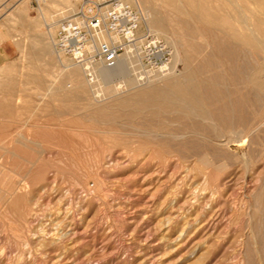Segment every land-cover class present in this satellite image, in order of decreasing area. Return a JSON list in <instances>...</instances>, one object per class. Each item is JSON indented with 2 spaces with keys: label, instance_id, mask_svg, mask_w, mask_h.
I'll list each match as a JSON object with an SVG mask.
<instances>
[{
  "label": "rangeland",
  "instance_id": "1",
  "mask_svg": "<svg viewBox=\"0 0 264 264\" xmlns=\"http://www.w3.org/2000/svg\"><path fill=\"white\" fill-rule=\"evenodd\" d=\"M19 1L27 2L22 21L10 16ZM198 1L193 0V5L199 4ZM210 1L203 2L207 8L204 12L217 16L214 22H201L191 15L193 25L201 34L193 38V47L208 43L209 48L199 53L193 51L197 58L193 57L189 68L193 74L197 73L194 80L210 75L219 85L214 92L204 93L208 98L201 99V110L207 112L205 118L218 121L224 117L222 103H228L233 118L240 119L242 124L244 121L249 126L259 123L251 135L228 134L219 138L218 147L214 144L210 147L206 142L204 128L208 124L201 121L203 117L193 115L196 122L190 123L184 117L162 111L158 105L150 106L143 98H135L129 105L112 106L111 110L117 111L111 116L115 120L100 121L88 109L107 102L117 83L115 79L101 84L100 97L87 85L86 96H69L62 102H51L44 97L45 87L38 91L32 80V76L40 73L44 61L33 48L30 38L35 34L29 19L37 18L42 4L38 0H0V51L8 52L0 60V86L10 87L0 91V264H264L261 262L264 242H259L262 237L259 235L264 233V193L259 199L263 203L254 201L256 194L264 189V59L261 57L264 54L251 53L237 40L245 26H251V16L260 13L254 9L253 0H233L231 8L223 0H220L222 6L220 1H211V4ZM247 17L251 18L247 20ZM228 28L242 31L235 32L233 37ZM63 59L65 64H71ZM176 67L178 71L184 69L182 63ZM201 71L203 75L199 74ZM216 73L217 80L213 79ZM257 96L259 102H256ZM3 99L9 105L5 106ZM63 102H70L77 109H66ZM91 102L97 103L93 106ZM132 103L139 104L141 113L126 115L132 110ZM234 104L237 105L234 107ZM151 111H157L159 117ZM57 120L56 124L48 125ZM172 130L183 134L191 131L193 136L185 135V140L164 136ZM120 136L129 140L122 139L123 143ZM139 143H144L145 149ZM191 144L196 147L187 149ZM130 152L137 154L136 158ZM68 154L70 157L66 159ZM76 155L84 161L76 160Z\"/></svg>",
  "mask_w": 264,
  "mask_h": 264
},
{
  "label": "bare ground",
  "instance_id": "2",
  "mask_svg": "<svg viewBox=\"0 0 264 264\" xmlns=\"http://www.w3.org/2000/svg\"><path fill=\"white\" fill-rule=\"evenodd\" d=\"M42 6L39 7V11H38V15L37 18H33V19H29V23H30V29L34 32L33 34H35L32 38H30L32 41V45L33 48L35 50V53H37L39 56H41L42 60L44 61L43 64H41V59L39 58V56L37 55L36 57H38L40 59V64L42 65V68L40 70V73L36 76H32V80L33 83L35 84V86L37 87V90L40 89L41 87H45V92L46 94H44V97L47 96L48 99L51 102L54 101H60L62 102V100H65V98H69V96H75V98H81L84 95L86 96L85 92L86 89H88L86 86L88 85L89 88H92V92L95 93V96L100 97L102 95V83L103 84H108V81H110L111 79H115L117 80V83L114 87V89H110V91L112 92L111 95L107 98V102L104 103L103 106L100 107H95V108H89L88 110L90 112H92L93 115H96L100 121H108L110 120V118H112L111 116L113 115V113H117L116 110H114V112L111 110V107H119V106H125V105H129V102L133 101L135 98H143L145 99L148 104L150 106H154V105H158L160 106L162 111H169L170 113L177 115L179 117H183L188 119L187 121H193V115H198L200 117H203V119H201V121H205L206 127L204 128L206 131V142L209 144H214L216 145L215 147H218L217 145L220 143L219 138L221 139V137H224L228 134H233V135H251L253 132H255L256 129H258L259 123L256 122L257 124L255 126H250L246 123V121H242L244 125L241 123L240 119H235L233 118L232 112L230 111L229 108V104L228 103H222L223 105V114L224 117H220V114L217 113V115L219 114V117L221 120L218 119V121L214 120V119H210V118H205L206 116V111H202L201 107V99H203L204 97H206V95H208L210 92H214V90H216V88H218V83L215 81H213L210 77V75L208 74V72L206 73L209 76H204L202 78V80H194V75L193 71L190 70L189 68V64L191 63L193 57L195 59V57L197 58V56H194L193 51H199L202 50L205 51L207 49V47L209 46L208 43H205V45H203L204 47H193V38L194 37H199L201 36L200 32L198 31L197 27H195L193 25V20L191 15L193 16V18L195 20H199V21H206V22H214L215 17L217 19V16H213L210 15L209 13H205L204 11L207 9L206 6L203 4V2L205 3L206 0H197L198 2H200L199 4H195L193 5V0H133V2L139 7V9L142 12L143 15V20L141 22V28L148 30L149 32L154 33L156 36H158L159 38L163 39L172 49V59H171V64L169 67V71L165 74H157L154 76H149L148 78L141 80L137 74H134L131 71H134L133 69H130V66H128L129 64V60L127 59V57H124L122 60L119 61V63L113 67V68H98L96 71V75H97V84L96 85H91L89 84V82L86 80L84 73L82 71V69L74 64H65L66 61L63 59V56L58 55L54 49H53V43H52V39H53V35H54V29L57 27L58 22L60 21L61 18L65 17L66 15L70 14L71 12H73L76 9V3L73 0H51V1H47V0H38ZM214 2H218L220 0H211ZM210 1V4H211ZM225 1V3L230 7L233 5V0H223ZM222 1V2H223ZM236 1V0H235ZM251 1V0H250ZM208 2V1H207ZM241 2V1H240ZM249 2V1H248ZM26 1H19L18 5L16 7H14L13 12L10 16H12L13 19L17 20V21H22L25 18V11H26ZM221 4V1L219 2ZM236 3V2H235ZM245 3V2H244ZM247 3V2H246ZM251 3V2H249ZM247 3V5L249 4ZM253 3L255 4L254 9H258L259 11V15L255 16V14H253L251 16L252 19H250L249 17L245 18L247 20H252V24H250L251 26H245V28L243 29L244 32H241L239 26V30L238 29H231L228 28L231 31V35L234 37L235 32L236 34H239L238 31H240L241 35L238 36L237 40L240 41V43L242 44V46L245 47V49L249 48L251 50V53H261L264 54V0H253ZM252 3V4H253ZM207 5V4H206ZM224 5V4H223ZM216 6V5H215ZM222 6V4H221ZM220 6V7H221ZM240 6V5H239ZM244 6V5H243ZM249 7H251L249 5ZM253 7V6H252ZM213 8V7H212ZM218 9H220L217 6ZM216 8V9H217ZM231 8V7H230ZM237 9V7H236ZM251 9V8H249ZM215 10V9H214ZM225 10V8H224ZM236 10H234L233 12H235ZM253 11V10H252ZM222 12V11H221ZM239 12V11H238ZM246 12V11H245ZM251 12V11H248ZM247 12V13H248ZM10 13V12H9ZM226 13V12H225ZM219 14V13H218ZM228 14V13H227ZM231 13H229L230 15ZM243 14V13H242ZM246 14V13H245ZM258 14V13H257ZM9 15V14H8ZM236 14H234L235 16ZM247 15V14H246ZM232 16V15H230ZM237 16H240L237 14ZM244 16V15H242ZM248 16V15H247ZM219 17H222L219 16ZM242 18V17H241ZM231 19V18H230ZM235 19V18H234ZM7 20H9V18H7ZM233 20V19H232ZM242 20V19H241ZM246 20V21H247ZM234 21V20H233ZM235 22V21H234ZM238 22L240 23V21L238 20ZM244 22V19H243ZM250 22V21H249ZM205 23V22H204ZM236 23V22H235ZM248 23V21H247ZM237 24V23H236ZM245 24V23H244ZM204 25V24H203ZM224 25V24H223ZM197 26V25H196ZM225 26V25H224ZM205 27V26H204ZM213 27V26H212ZM227 27V26H226ZM243 27V26H242ZM43 28L45 31H41L40 29ZM215 28V27H213ZM201 29H203L201 27ZM220 29V28H217ZM31 31V32H32ZM206 31V30H205ZM211 31V30H210ZM213 31V30H212ZM211 31V32H212ZM222 31V30H221ZM224 31V29H223ZM222 31V32H223ZM209 32V34L211 33ZM194 34V35H193ZM32 35V34H31ZM197 35V36H195ZM211 35V34H210ZM29 36V35H28ZM203 36V35H202ZM206 36V35H205ZM228 36V35H227ZM226 36V38H227ZM217 37V36H216ZM29 38V37H28ZM210 39V38H209ZM219 40V39H218ZM225 40V39H224ZM196 41V40H195ZM213 41V40H212ZM211 41V42H212ZM232 41V40H231ZM234 42V41H233ZM238 42V41H235ZM203 43V41H202ZM225 43V42H224ZM227 43V42H226ZM232 43V42H231ZM239 43V42H238ZM202 45V44H200ZM215 45V44H214ZM212 45V46H214ZM220 45V44H218ZM222 45V43H221ZM220 45V46H221ZM227 45V44H226ZM229 45V44H228ZM239 45V44H238ZM31 46V45H30ZM211 46V47H212ZM223 46V45H222ZM221 46V47H222ZM235 46V45H234ZM210 49L212 50L213 48ZM224 47V46H223ZM226 47V46H225ZM230 47V46H229ZM247 47V48H246ZM31 48V47H30ZM209 48V47H208ZM237 48V47H236ZM241 48V47H239ZM209 49L210 52H212ZM230 49L232 50V48L230 47ZM229 49V50H230ZM238 49V48H237ZM236 49V50H237ZM32 50V49H31ZM219 50V49H218ZM221 50V51H220ZM219 51L222 52V49H220ZM224 50V49H223ZM227 50V49H226ZM208 51V52H209ZM214 51V50H213ZM240 51V49H239ZM242 51V48H241ZM207 52V51H206ZM205 52V54H206ZM216 52V51H214ZM228 52V51H227ZM232 52V51H231ZM250 52V51H249ZM248 52V53H249ZM34 53V52H33ZM34 53V55H35ZM213 53V52H212ZM225 53V52H223ZM233 53V52H232ZM215 54V53H214ZM230 54V53H229ZM236 54V53H234ZM200 55V54H199ZM208 55V54H207ZM210 55V53H209ZM227 55V54H225ZM231 55V54H230ZM229 55V56H230ZM250 55V53H249ZM252 58H254V54H251ZM203 56V55H202ZM211 56V55H210ZM214 56V55H212ZM235 56V55H233ZM199 57V56H198ZM205 57V56H204ZM208 57V56H207ZM228 57V56H227ZM263 59V55L261 56ZM209 58V57H208ZM208 58H204V60L207 59V61L209 62ZM232 58V56L230 57ZM261 58V59H262ZM202 59V58H201ZM38 60V59H36ZM199 60V59H198ZM210 60H213L212 58ZM196 61V60H195ZM201 61V60H200ZM206 61V62H207ZM199 62V61H198ZM211 62V61H210ZM236 62V61H235ZM178 63H182L184 65V69L183 71H178L176 65ZM196 63V62H195ZM38 64V63H37ZM194 64V63H193ZM200 64V62H199ZM202 64V63H201ZM208 64V63H207ZM213 64V63H212ZM243 64V63H242ZM245 64V63H244ZM230 65V64H229ZM39 66V65H38ZM202 66V65H201ZM201 66L198 67L201 70ZM212 66V65H211ZM215 66V65H213ZM242 66V65H241ZM244 66V65H243ZM196 67V66H195ZM204 67V66H203ZM208 67V65L206 66V68ZM231 67V66H230ZM192 68V67H191ZM197 68V67H196ZM205 68V69H206ZM198 69V70H199ZM203 69V68H202ZM223 69V68H222ZM205 71V70H204ZM220 71V70H219ZM197 72V71H196ZM212 72V71H209ZM234 72V71H231ZM246 71H244L243 73H245ZM132 73V77H129ZM205 73V72H204ZM218 73V72H217ZM216 73V74H217ZM235 73V72H234ZM242 73V75H243ZM249 73V72H248ZM199 74L203 75V72H199ZM215 74V73H213ZM237 74V73H236ZM241 74V72H240ZM250 74V73H249ZM227 75V74H226ZM84 76V77H83ZM238 76V75H236ZM29 77V75H28ZM197 77V76H196ZM218 74L217 76H214L213 79L217 80L218 78ZM221 77V76H220ZM226 77V76H225ZM235 77V76H234ZM245 77V76H244ZM247 77V76H246ZM84 78V80H83ZM124 79L123 81L120 79ZM207 78V79H206ZM228 78V77H227ZM226 78V79H227ZM241 78V77H240ZM243 78V77H242ZM233 79V78H232ZM235 79V78H234ZM248 79V77H247ZM246 79V80H247ZM11 80V79H10ZM28 80V79H27ZM228 80V79H227ZM237 81V78L235 79ZM213 81V82H212ZM230 81V80H229ZM228 81V82H229ZM234 81V80H231ZM244 81V79H243ZM241 80V82H243ZM27 82V81H26ZM48 82V84H47ZM245 82V81H244ZM7 83V82H6ZM10 83V82H9ZM17 83V82H16ZM46 83V84H45ZM232 83V82H231ZM234 83V82H233ZM13 84V83H12ZM68 85V87H66V85ZM237 84V83H235ZM24 85V84H23ZM22 85V86H23ZM229 85V84H228ZM231 86V85H230ZM241 86H243V84L241 83ZM248 86V85H247ZM251 86V85H250ZM253 86V85H252ZM15 87V85H14ZM94 87H96L95 89H93ZM229 87V86H228ZM233 87V86H232ZM236 87V86H234ZM244 87V86H243ZM249 87V86H248ZM254 87V86H253ZM16 88V87H15ZM108 88V87H107ZM226 88V87H225ZM240 88V87H239ZM250 88V87H249ZM248 88V89H249ZM10 89L9 86L5 85V86H0V91H4V90H8ZM44 89V88H43ZM42 89V91H43ZM233 89V88H232ZM246 89V88H245ZM250 89H253L252 87ZM256 89V88H255ZM35 90V89H34ZM218 90V89H217ZM227 90V89H226ZM229 93H230V89ZM227 90V92H228ZM240 90V89H239ZM259 92L261 93L260 89H258ZM39 91V90H38ZM37 91V93H38ZM234 91V89H233ZM232 91V93H233ZM245 91V90H244ZM251 91V90H250ZM257 91V90H256ZM254 91L253 94L256 92ZM205 92H209L208 94H206ZM216 92V91H215ZM220 92V91H219ZM235 92V91H234ZM40 93V92H39ZM206 95H205V94ZM236 93V92H235ZM258 93V92H257ZM256 93V94H257ZM228 93H226L227 95ZM231 94V93H230ZM243 94V93H241ZM239 94V95H241ZM42 95V94H41ZM245 95V94H244ZM244 95H242L244 97ZM255 95V94H254ZM253 95V96H254ZM259 95V94H258ZM264 95V94H263ZM88 96V95H87ZM211 97V94L209 95ZM232 96V95H231ZM247 96V94H246ZM245 96V97H246ZM260 96V95H259ZM257 96V100L259 102L260 97ZM229 97V96H228ZM237 97V96H236ZM241 97V96H240ZM238 97V98H240ZM252 97V95H251ZM256 97V96H255ZM259 97V99H258ZM40 98V97H39ZM43 98V96H42ZM74 99V97H72ZM71 98V99H72ZM94 98V97H93ZM208 98V96L206 97V99ZM247 98V97H246ZM254 98V97H253ZM252 98V99H253ZM44 99V98H43ZM210 99V98H209ZM214 99V98H213ZM229 99V98H228ZM231 99V98H230ZM250 99V98H249ZM256 99V98H255ZM4 100V99H3ZM70 99H67V101ZM81 100V99H79ZM212 98L210 99V103H211ZM220 100V99H218ZM239 100V99H238ZM238 100L236 102H238ZM247 100V99H246ZM227 101V100H226ZM231 101V100H230ZM234 103L235 100H233ZM255 101V100H254ZM5 106L9 105V102H7V100L3 101ZM90 102V101H89ZM94 102V101H93ZM214 102V101H213ZM225 102V101H224ZM59 103V102H58ZM70 103V102H69ZM64 104L65 108L67 109V107L71 110H76L77 107L73 104ZM72 103V102H71ZM97 103V102H95ZM95 103L93 106H95ZM205 103V102H202ZM207 103H209L207 101ZM220 103V104H221ZM233 103V102H232ZM90 104V105H91ZM219 104V103H218ZM219 104V105H220ZM16 105V104H15ZM32 105V104H31ZM55 105V104H54ZM59 105V104H58ZM89 105V106H90ZM91 105V106H92ZM210 105V104H209ZM234 104L233 106L235 107ZM239 105V104H238ZM244 105V104H243ZM38 106V105H37ZM36 106V107H37ZM61 106V105H60ZM132 107V110L130 112H126V115H136L138 113H141L140 110H138L139 104L136 103H132L130 105ZM156 106V107H158ZM242 106V105H241ZM251 106V105H250ZM34 107V106H33ZM112 107V108H114ZM217 107V106H216ZM215 107V108H216ZM237 107V106H236ZM239 107V106H238ZM258 107V106H257ZM122 108V107H121ZM240 108V107H239ZM14 109V108H13ZM28 109V108H27ZM130 109V108H129ZM209 109V108H207ZM221 108L219 107L218 110H220ZM258 109V108H257ZM36 110V109H35ZM87 110V111H88ZM236 110V109H235ZM233 112H236V111ZM239 110V109H238ZM34 111V109H33ZM32 111V112H33ZM251 111V110H250ZM261 111V109H260ZM258 111L257 114H260ZM54 112V111H53ZM52 112V114H53ZM157 112V111H156ZM155 111H151L150 113L154 114L156 113ZM161 112V111H160ZM253 112V111H252ZM159 113V110H158ZM157 114V117L158 116ZM213 114V112H211ZM254 113V112H253ZM252 113V114H253ZM256 113V112H255ZM58 114V113H57ZM89 114V113H86ZM91 114V115H92ZM238 114V113H237ZM240 114V113H239ZM251 114V113H250ZM256 114V115H257ZM262 114V113H261ZM50 115V114H49ZM161 115V114H160ZM163 115V114H162ZM171 115V114H170ZM174 115H173V119H174ZM210 116V114H207ZM27 116V115H26ZM52 116V115H51ZM61 116V115H60ZM169 117V115H167ZM172 116V115H171ZM213 115H211L212 118ZM235 117L236 114L234 115ZM254 116V115H253ZM54 117V116H53ZM154 117V116H153ZM214 117V116H213ZM217 117V116H216ZM77 118V116H76ZM78 118H80L78 116ZM196 118V117H195ZM215 118V117H214ZM254 118V117H253ZM260 118V117H259ZM264 118V115H263ZM28 119V118H27ZM53 119V118H51ZM115 120V118H112ZM159 119V118H158ZM181 119V118H180ZM186 119H184V121H186ZM256 119V118H255ZM262 119V118H260ZM259 119V120H260ZM132 120V119H131ZM169 120H172V118ZM179 120L176 119L174 120L175 122ZM242 120V119H241ZM258 120V118H257ZM258 120V121H259ZM117 121V120H116ZM136 120H134L135 122ZM161 121V119H160ZM182 121V120H181ZM58 122V120L55 123H48V125L50 124H56ZM131 122V121H130ZM140 122V121H139ZM145 122V121H144ZM165 122V121H164ZM163 122V123H164ZM179 122V121H178ZM177 122V123H178ZM183 122V121H182ZM196 122V120H195ZM194 122V123H195ZM262 122V121H261ZM87 123V122H86ZM122 123V122H121ZM137 123V121H136ZM158 123V122H157ZM161 123V122H159ZM167 123V122H166ZM176 123V127H178ZM181 123V122H180ZM198 123V122H197ZM60 124V123H59ZM92 124V123H90ZM131 124V123H130ZM133 124V123H132ZM138 124V123H137ZM144 124V123H143ZM148 124V123H147ZM179 124V123H178ZM186 124V122H185ZM189 124V122H188ZM99 125V124H98ZM102 125V124H101ZM129 125V124H128ZM142 125V123L140 124ZM145 125V124H144ZM150 125V124H149ZM157 125V124H156ZM171 125H175L172 124ZM240 125H242L240 127ZM67 126V125H66ZM88 126H90L88 124ZM96 126V125H95ZM126 126V125H125ZM130 126V125H129ZM136 126V124H135ZM138 126V125H137ZM148 126V125H147ZM154 126V125H153ZM159 126V125H158ZM161 126H164L163 124ZM195 126V125H194ZM261 126V125H260ZM110 127V126H109ZM140 127V126H139ZM143 127V126H142ZM169 128H171V126H168ZM179 127H183V126H179ZM187 127V126H186ZM196 127H199V124H197ZM42 128V127H41ZM82 128V127H81ZM92 128H95L94 126ZM135 128V127H134ZM145 128V127H144ZM160 129H162L161 127H159ZM168 128V129H169ZM175 128V127H172ZM38 129V128H37ZM71 129V128H70ZM68 129V130H70ZM72 129H76V128H72ZM86 129V128H85ZM103 129V128H102ZM118 129V128H117ZM153 129V128H152ZM199 129V128H196ZM82 130V129H81ZM87 130V129H86ZM92 129H90L89 131H91ZM97 130V129H96ZM95 130V131H96ZM137 131V127L134 129ZM145 130V129H144ZM149 130V129H148ZM163 130V129H162ZM175 130V129H174ZM177 130V129H176ZM183 130V129H181ZM63 131V130H62ZM72 131V130H71ZM94 131V130H93ZM104 131V130H103ZM108 131L110 132L111 130L108 129ZM119 131V130H118ZM165 131V130H164ZM167 131V129H166ZM189 131V130H187ZM194 131V130H193ZM198 133L199 131L196 130ZM65 132V131H63ZM74 132V131H73ZM101 132V131H100ZM105 132V131H104ZM108 132V133H109ZM112 132H114L112 130ZM143 132V131H142ZM171 132V131H170ZM191 132V131H190ZM183 134V133H179V132H172L168 133V134H164L165 137H167L168 139L171 140H175V139H184L185 135H192L193 133L190 134ZM200 132L202 133L203 131L200 130ZM99 134V132H97ZM106 131V134H108ZM140 133V132H138ZM195 133V132H194ZM198 133H196V137H198ZM200 133V134H201ZM113 134V133H112ZM119 134V133H116ZM124 134V133H123ZM131 134V133H130ZM204 134V133H202ZM37 135V134H36ZM73 135V134H72ZM94 135V134H92ZM120 135L122 136V134L120 133ZM258 135V133H257ZM78 137H80L79 135H77ZM120 136V137H121ZM101 137V136H100ZM112 139L114 138L113 136ZM116 137V135H115ZM119 137V135H118ZM195 137V138H196ZM201 137V136H200ZM204 137V138H205ZM82 138V137H81ZM102 138V137H101ZM109 138V137H108ZM127 138V137H126ZM124 137H121V140L123 139L124 141L129 140V138L126 139ZM141 138V137H139ZM191 137H189V140ZM103 139V138H102ZM115 139V138H114ZM113 139V140H114ZM119 141V138H117ZM116 139V140H117ZM126 139V140H125ZM193 139V138H192ZM197 139V138H196ZM264 139V138H263ZM120 140V141H121ZM122 140V142L124 143V141ZM156 140V139H155ZM185 140V139H184ZM183 140V141H184ZM199 140V139H198ZM201 140V139H200ZM132 141V140H131ZM139 141L141 142V140L139 139ZM178 141V140H177ZM219 141V142H218ZM236 141V140H235ZM107 143H110L111 141H106ZM143 142H145L143 140ZM169 142V141H168ZM185 142V141H184ZM250 142V140H249ZM253 142V141H252ZM164 143V142H163ZM201 143V142H200ZM199 144H196L197 147ZM71 144V143H70ZM103 144V143H102ZM120 144V143H119ZM142 145L144 143H139L138 145ZM165 144V143H164ZM184 144V143H183ZM195 144V143H194ZM222 144V143H221ZM220 144V145H221ZM72 145V144H71ZM101 145V144H100ZM99 145V146H100ZM138 145H136V147H139ZM140 145V147H141ZM182 145L181 143L179 144V146ZM196 145L191 144V147L188 148H195ZM204 145H205V141H204ZM207 145V144H206ZM102 146V145H101ZM147 146V145H146ZM165 146V145H164ZM195 146V147H194ZM212 146V145H211ZM210 146V147H211ZM139 147V149H141ZM142 147L145 146L142 145ZM177 147V146H176ZM181 147V146H180ZM169 148V147H168ZM184 149H186V147H183ZM104 149V148H103ZM102 149V150H103ZM137 149V148H136ZM152 149V148H151ZM167 149V146H166ZM173 149V148H172ZM171 149V151H173ZM77 150V149H76ZM135 150V148H134ZM190 150V149H189ZM74 151V150H73ZM72 151V152H73ZM164 151V149H162V152ZM166 151V150H165ZM169 151V149H168ZM167 151V152H168ZM174 151H176L174 149ZM173 151V152H174ZM179 151V150H178ZM181 151V150H180ZM188 151V150H187ZM260 151V150H259ZM75 152V151H74ZM73 152V153H74ZM132 152V151H131ZM130 152V153H131ZM138 152V151H137ZM144 152V151H143ZM68 153V152H67ZM98 153V152H97ZM134 153V152H132ZM130 154V155H135L137 154ZM166 153V152H165ZM164 153V154H165ZM182 153V152H181ZM138 154H140V152H138ZM70 154L67 155L68 156ZM73 155V154H72ZM78 155V154H77ZM77 155H76V160H78L80 157H78L77 159ZM93 155L97 156L99 154H94ZM156 155H160L161 154H156ZM185 156V155H184ZM244 156V155H243ZM70 157V156H69ZM94 157V156H92ZM91 157V158H92ZM99 157V156H98ZM159 157V158H160ZM88 158V157H87ZM95 158V157H94ZM93 158V159H94ZM158 158V159H159ZM204 158V157H203ZM206 158V157H205ZM204 158V160H205ZM250 158V157H249ZM255 158V157H254ZM70 159V158H69ZM74 159H75V155H74ZM81 159V158H80ZM162 159V158H161ZM83 160V159H81ZM80 160V161H81ZM96 160V158L94 159ZM99 159H97L98 162ZM70 161V160H69ZM79 161V162H80ZM84 161V160H83ZM83 161H81L83 163ZM89 161V160H88ZM137 161V160H136ZM94 162V161H93ZM203 162V161H202ZM201 162V163H202ZM206 163V161H204ZM203 162V163H204ZM208 162V161H207ZM64 163V162H63ZM75 164V163H74ZM73 164V165H74ZM85 164V163H84ZM81 165V164H80ZM94 165V164H93ZM83 166V165H82ZM89 166V165H88ZM84 168V167H83ZM40 169V168H39ZM37 169V170H39ZM29 174V173H28ZM34 174V173H33ZM37 175V174H36ZM32 176V175H31ZM34 176V175H33ZM30 177V176H29ZM35 177V176H34ZM32 179V178H30ZM262 193H264V189H261L258 194H256L254 201H258L261 197V195H263ZM256 199V200H255ZM262 200V199H261ZM259 200L258 202L263 203V201ZM23 201V200H22ZM26 201V200H25ZM28 202V201H27ZM16 204V203H15ZM257 204V203H256ZM27 205V204H25ZM255 206V205H254ZM261 207V206H259ZM254 208V207H253ZM264 208V207H263ZM262 210V209H261ZM263 211V210H262ZM21 214V213H20ZM19 224V223H18ZM264 227V225H263ZM260 229V227L258 228V230ZM257 230V233H258ZM262 230V229H261ZM263 232V231H262ZM260 234V232H259ZM262 236L257 239H259L262 242H264V233L263 235H259ZM47 239V238H46ZM256 240V239H255ZM254 240V242H255ZM51 241H54L51 239ZM42 244L44 243V239L42 241ZM50 242V241H49ZM56 242V241H55ZM39 243V242H38ZM47 244V243H46ZM58 244V243H57ZM259 244V243H258ZM261 244V243H260ZM259 244V245H260ZM258 245V246H259ZM257 246V248H258ZM264 246V245H263ZM259 249H261L259 247ZM258 250V249H256ZM262 250V249H261ZM261 252V251H260ZM258 255L261 257V255L259 254L258 251ZM255 256V255H254ZM264 258V257H263ZM264 259L261 261L263 262Z\"/></svg>",
  "mask_w": 264,
  "mask_h": 264
},
{
  "label": "built area",
  "instance_id": "3",
  "mask_svg": "<svg viewBox=\"0 0 264 264\" xmlns=\"http://www.w3.org/2000/svg\"><path fill=\"white\" fill-rule=\"evenodd\" d=\"M73 1L76 9L60 19L52 43L89 84H97L98 68H113L124 57L141 80L169 71L172 49L141 28L143 15L133 0Z\"/></svg>",
  "mask_w": 264,
  "mask_h": 264
},
{
  "label": "crops",
  "instance_id": "4",
  "mask_svg": "<svg viewBox=\"0 0 264 264\" xmlns=\"http://www.w3.org/2000/svg\"><path fill=\"white\" fill-rule=\"evenodd\" d=\"M0 42H1V40H0ZM6 55H8L7 50L0 51V60H1L2 58H4Z\"/></svg>",
  "mask_w": 264,
  "mask_h": 264
}]
</instances>
